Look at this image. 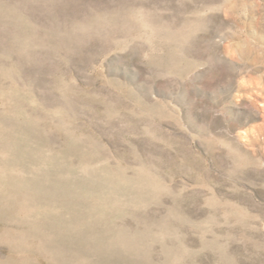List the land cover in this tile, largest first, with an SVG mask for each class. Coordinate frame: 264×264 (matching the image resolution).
<instances>
[{
    "label": "rangeland",
    "instance_id": "rangeland-1",
    "mask_svg": "<svg viewBox=\"0 0 264 264\" xmlns=\"http://www.w3.org/2000/svg\"><path fill=\"white\" fill-rule=\"evenodd\" d=\"M0 264H264V0H0Z\"/></svg>",
    "mask_w": 264,
    "mask_h": 264
}]
</instances>
